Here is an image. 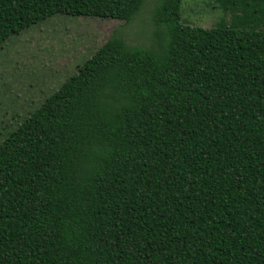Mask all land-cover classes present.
<instances>
[{"label":"trees","instance_id":"trees-1","mask_svg":"<svg viewBox=\"0 0 264 264\" xmlns=\"http://www.w3.org/2000/svg\"><path fill=\"white\" fill-rule=\"evenodd\" d=\"M209 1L207 29L183 0H0V46L124 23L0 144V264H264V0ZM150 8L163 43L130 44Z\"/></svg>","mask_w":264,"mask_h":264},{"label":"rangeland","instance_id":"rangeland-1","mask_svg":"<svg viewBox=\"0 0 264 264\" xmlns=\"http://www.w3.org/2000/svg\"><path fill=\"white\" fill-rule=\"evenodd\" d=\"M182 4L192 26L208 29L219 18L209 0H183ZM143 14L144 21L124 28L126 39L158 48L164 36L153 25L152 9ZM123 24L58 14L0 46V144Z\"/></svg>","mask_w":264,"mask_h":264}]
</instances>
